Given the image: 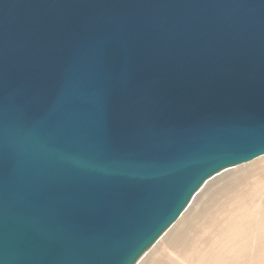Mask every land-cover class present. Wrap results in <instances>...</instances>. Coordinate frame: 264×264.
I'll use <instances>...</instances> for the list:
<instances>
[{
  "label": "water",
  "instance_id": "95a60500",
  "mask_svg": "<svg viewBox=\"0 0 264 264\" xmlns=\"http://www.w3.org/2000/svg\"><path fill=\"white\" fill-rule=\"evenodd\" d=\"M263 154L264 0H0V264H136Z\"/></svg>",
  "mask_w": 264,
  "mask_h": 264
},
{
  "label": "rangeland",
  "instance_id": "374dc122",
  "mask_svg": "<svg viewBox=\"0 0 264 264\" xmlns=\"http://www.w3.org/2000/svg\"><path fill=\"white\" fill-rule=\"evenodd\" d=\"M230 169L148 264H264V154Z\"/></svg>",
  "mask_w": 264,
  "mask_h": 264
},
{
  "label": "bare ground",
  "instance_id": "6f19581e",
  "mask_svg": "<svg viewBox=\"0 0 264 264\" xmlns=\"http://www.w3.org/2000/svg\"><path fill=\"white\" fill-rule=\"evenodd\" d=\"M263 156V155H262ZM258 160V159H257ZM247 166V165H246ZM232 168V167H231ZM231 170L230 168L225 169L224 171L220 172L219 174L213 176L210 178L204 186L197 192V194L194 196L191 204L186 208V210L183 212L181 217L163 234V236L159 239V241L151 248L149 249L143 257L139 259V261L136 264H148L147 262L157 254L161 248L167 244L170 240L172 235L176 234L178 230L184 226V223L187 222L189 218L190 212H192L194 209L197 210V207L200 205L202 200L207 196V194L210 192L211 187H205L207 184H213L217 185L219 181L221 182L224 180L227 176L225 175L226 172H229ZM232 172V171H231ZM236 172V171H235ZM232 174V173H231ZM188 225V224H187ZM182 229V228H181ZM163 245V246H162ZM162 246V247H161ZM174 246V245H173Z\"/></svg>",
  "mask_w": 264,
  "mask_h": 264
}]
</instances>
